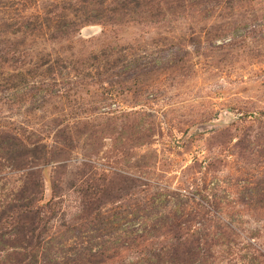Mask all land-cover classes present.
Segmentation results:
<instances>
[{
	"label": "rangeland",
	"instance_id": "374dc122",
	"mask_svg": "<svg viewBox=\"0 0 264 264\" xmlns=\"http://www.w3.org/2000/svg\"><path fill=\"white\" fill-rule=\"evenodd\" d=\"M44 11L58 25L0 34L14 66L0 76L1 127L47 143L66 127L72 139L63 162L40 170L42 203L57 180L71 219L88 162L99 188L114 186L100 212L121 218L117 242L148 235L114 263L188 238L182 224L149 230L177 192L212 264H264V0H0V32ZM5 174V188L23 176Z\"/></svg>",
	"mask_w": 264,
	"mask_h": 264
},
{
	"label": "trees",
	"instance_id": "16d2710c",
	"mask_svg": "<svg viewBox=\"0 0 264 264\" xmlns=\"http://www.w3.org/2000/svg\"><path fill=\"white\" fill-rule=\"evenodd\" d=\"M97 17L94 16L92 19L100 20L101 16ZM90 21L89 18H84L79 24ZM51 23L58 25L56 16L52 11H44L42 15L34 14L21 18L17 27L4 30L0 34L13 36L23 29L25 31L42 27L47 29ZM3 25L6 29H10L8 24ZM9 54V50L0 49V76L8 67H14L13 62H9L11 59L7 57ZM44 65L46 64L40 63L37 67ZM51 68L47 66V71H51ZM63 69H66V66H63ZM4 83L5 81L0 80V84L4 85ZM86 123L78 122L81 126ZM52 125L55 126L53 123ZM65 129L66 127L55 131L50 142L47 143L39 139L25 140L4 130L0 125V175L10 172L23 173L15 188L0 186V264H121L114 263L118 252L125 251L129 247L135 248L139 243L138 239L143 235L148 237L144 229L124 231L123 233L128 234L127 243L117 242L115 234L123 225V222H120L121 218L104 217L100 212L103 207L102 199L111 195L110 190L114 186L107 188L105 192L99 188L94 177L103 174L88 162L82 163L83 166L86 165L88 172L80 177H86L88 174L86 179L91 177L89 180L92 183L86 185L84 191H77L80 194L78 210L71 219L67 220L66 215L61 213L62 201L57 180L51 182L50 199L42 203L40 170L47 165L63 162L65 150L73 148L72 139L64 136ZM135 139L139 140V138ZM63 164H55L54 174L56 172L58 174L59 169L65 166ZM167 198L174 201L170 206L172 210L169 216L158 218L157 224L150 220L149 230H156L160 226L171 231L172 227L179 228L182 224L184 231L181 235L188 238L182 241L181 236H177L179 239L176 241V247L167 250L158 249L153 253H141L137 250L140 255L136 258L137 261L125 264H139V262L141 264H212L213 255L210 253V247L201 249L198 244H191L193 235L186 227L191 218L184 213H177L178 209L181 210L183 205H186L185 200L177 192ZM86 219L84 225L78 224Z\"/></svg>",
	"mask_w": 264,
	"mask_h": 264
}]
</instances>
